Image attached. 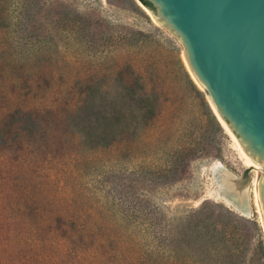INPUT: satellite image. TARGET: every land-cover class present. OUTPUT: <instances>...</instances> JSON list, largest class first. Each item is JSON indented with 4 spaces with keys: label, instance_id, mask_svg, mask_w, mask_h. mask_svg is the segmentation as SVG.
I'll return each mask as SVG.
<instances>
[{
    "label": "rangeland",
    "instance_id": "rangeland-1",
    "mask_svg": "<svg viewBox=\"0 0 264 264\" xmlns=\"http://www.w3.org/2000/svg\"><path fill=\"white\" fill-rule=\"evenodd\" d=\"M137 6L130 0H0V213L15 221L11 229L25 230L27 238L31 235L22 221L27 207L36 224L43 222L42 236L56 227L57 212L80 215L95 234L93 249L84 257L62 258L59 246L48 242L47 247L51 244L50 248L59 251L46 253L43 264L130 263L135 257L126 248L144 244L154 248L147 234L156 228L146 220L148 213L158 215L166 227L203 202L254 219L259 231L247 227L250 248L260 241L264 247V222L255 206L254 185L257 178L263 185L264 164L259 170L247 168L226 129L223 136L210 129L203 107L191 97L176 70L173 48L188 74L179 40ZM153 41L167 46L163 58L155 57L160 53L155 52ZM148 54L168 88L164 117L172 122L163 139L164 151L156 155L139 147L138 152H130L117 139L74 158L49 155L43 159L45 138L37 134L33 147L27 148L24 133L16 130L20 123L17 111L38 112L40 123L44 121L42 128L47 127L46 120L56 125L58 132L51 130L45 141L57 144V156L68 155L65 139L73 136L60 120L66 105L72 102L75 107L81 102L78 91L92 85L94 72L102 70L110 76L126 60L147 64ZM155 132L142 134L139 143L152 142ZM173 134L200 152L185 173L175 178L174 170L168 173L165 155L178 144ZM219 165L235 178L238 191L245 192L249 216L237 213L214 192L213 173ZM52 196L57 205L51 203Z\"/></svg>",
    "mask_w": 264,
    "mask_h": 264
},
{
    "label": "trees",
    "instance_id": "trees-1",
    "mask_svg": "<svg viewBox=\"0 0 264 264\" xmlns=\"http://www.w3.org/2000/svg\"><path fill=\"white\" fill-rule=\"evenodd\" d=\"M130 1L138 7L134 0ZM138 1L146 8L153 10L148 0ZM153 44L156 46L155 52L161 54L155 57L158 56L161 59L169 51L160 41H153ZM170 51L175 60L176 70L191 97L203 107L210 129L223 136L225 133L223 127L212 113L204 94L182 66L177 57V50L173 48ZM151 55H146L147 64L130 63L126 60L124 66L114 68L110 76H106L105 71L102 70L94 72L91 79L92 85L84 91H78L81 102L79 104L77 102L75 107L72 102L71 106L66 105L67 110L63 111L60 120L66 133L71 131L73 136L72 140L70 136L69 139L68 136L65 139L68 155L57 156L55 154L58 151L57 144L52 142L50 145L45 141L48 139L46 135L51 133V130L58 132L56 125L46 120L47 127L42 128L40 126L44 125V121L40 123L38 112L17 111L20 123L16 126V130L24 133L27 148L33 147L36 137L45 138L42 144L43 159H47L49 155L58 159L66 156L74 158L80 152L87 153L93 148L109 146L117 139H121L130 152H138L137 148L142 147L144 151L149 149L146 152H154L158 155L165 149L163 139L167 137V128L172 121H166L164 117L168 102L166 96L168 88L166 89L167 86L164 85L165 77L150 62ZM71 94L73 97L74 90L70 92ZM87 103H93V106L91 104L88 110H85L83 106ZM46 112H51V109L47 108ZM27 129H29L28 134H26ZM152 129L156 131L154 140L140 144V136ZM34 134L38 136L34 137ZM172 139L177 140L178 144L165 155L168 158L167 165L170 167H168V173L174 170L175 178L185 173L190 162L197 159L200 152L197 148L186 146L187 144L182 143L183 141L176 134H173ZM136 142L138 146L132 150ZM51 149L52 152H48ZM215 157L218 158V156ZM146 171L150 172V170ZM152 175L164 176L161 172L152 173ZM51 203L57 205L55 196H52ZM208 205L210 206L207 207ZM28 209L27 207V210L22 213V221L26 226L28 225L31 238H27L26 233L23 234L25 230L19 232L11 229V223L15 221L8 218L5 213H0V264H43L45 254L53 249L50 248L51 244L46 246L48 242H54L59 246L62 258H70L74 254L76 258L79 255L84 257V253L93 249L95 234L90 226L85 225L88 221L84 222L85 219L80 215L72 213L62 215L57 212L56 227L42 236L40 231L43 222L36 224L32 212L30 213ZM148 215L146 220L156 228L147 234L152 246L154 243V248L151 249L146 244L141 247L134 245L126 248L128 254L135 257L127 264H264L262 242H258L252 249L249 244L251 234L247 227H252L256 232L259 231L254 219H244L219 205L205 202L166 227L162 226L158 215L153 212ZM147 237L143 238L148 242ZM53 250V252L59 251L56 248ZM252 250L253 254H251Z\"/></svg>",
    "mask_w": 264,
    "mask_h": 264
},
{
    "label": "water",
    "instance_id": "water-1",
    "mask_svg": "<svg viewBox=\"0 0 264 264\" xmlns=\"http://www.w3.org/2000/svg\"><path fill=\"white\" fill-rule=\"evenodd\" d=\"M134 1L177 37L218 123L264 164V0H148L153 10ZM226 190L229 207L249 216L245 195ZM260 200L264 213V182Z\"/></svg>",
    "mask_w": 264,
    "mask_h": 264
},
{
    "label": "bare ground",
    "instance_id": "bare-ground-1",
    "mask_svg": "<svg viewBox=\"0 0 264 264\" xmlns=\"http://www.w3.org/2000/svg\"><path fill=\"white\" fill-rule=\"evenodd\" d=\"M139 4V3H138ZM139 6H141L139 4ZM142 7V6H141ZM143 8V7H142ZM144 9V8H143ZM150 16V12L146 9H144ZM186 68L188 70V72L190 73L193 81L196 83V85L200 88L203 89V86L201 85V83L195 78V76L193 75V73L191 72V70L188 68L187 64ZM209 98V96H207V99ZM208 102L210 103V105L213 107V104L210 101V98L208 100ZM221 125L223 126L224 129H226L227 133L229 134L231 140L235 143V146L237 148V151L240 155V158L243 162V164L247 167V168H254L255 170H259V164L256 162L257 159H259V156H254L251 157L241 146V144H239L238 140L236 139V137L232 134V132L227 128V126L221 121L220 122ZM261 160L264 162V158L261 157ZM226 170L221 167L220 165L217 166V168L214 171V183L216 186V190L214 191L215 193L218 194V196H220L221 198H223L228 204L229 206L231 205V202L224 197V195H222V193L224 191H227L226 189H228L230 187V185H232V187L236 188L237 186H235L234 182H233V176H231ZM228 173V175H227ZM218 176V177H217ZM228 176V177H227ZM259 178L255 179L254 181V185H255V206L256 209L258 211V214L260 215L261 218V222H264V213H263V208H262V204H261V200H260V185H259ZM214 188V187H213ZM259 190V191H258ZM212 191V190H211ZM239 193H242V195H245V192H241L239 191Z\"/></svg>",
    "mask_w": 264,
    "mask_h": 264
}]
</instances>
